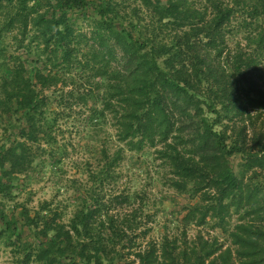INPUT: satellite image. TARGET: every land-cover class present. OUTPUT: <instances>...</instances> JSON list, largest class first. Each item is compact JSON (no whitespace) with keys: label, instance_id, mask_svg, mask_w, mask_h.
I'll return each instance as SVG.
<instances>
[{"label":"trees","instance_id":"16d2710c","mask_svg":"<svg viewBox=\"0 0 264 264\" xmlns=\"http://www.w3.org/2000/svg\"><path fill=\"white\" fill-rule=\"evenodd\" d=\"M137 1L148 16L136 6L119 18L107 0H0V83L22 139L0 154V188L55 153L46 91L88 106L95 131L110 124L118 143L86 158L91 185L68 220L53 200L34 214L24 207L17 234L13 213L0 208V218L14 235L37 236V264H264V0ZM90 10L99 19L84 32L75 17ZM151 149L169 187L195 200L159 238L143 193L101 192L126 150ZM206 225L222 235L188 238Z\"/></svg>","mask_w":264,"mask_h":264},{"label":"rangeland","instance_id":"374dc122","mask_svg":"<svg viewBox=\"0 0 264 264\" xmlns=\"http://www.w3.org/2000/svg\"><path fill=\"white\" fill-rule=\"evenodd\" d=\"M95 1L100 2L101 0ZM107 1L119 4L115 7V14L119 18L132 14V10L136 6L141 8L145 16L149 15V12L143 9L137 0ZM88 14V20L80 16L75 17L77 28L84 32L91 31L88 24L93 22L92 19H99V15L95 10L88 11ZM7 42H11L9 43L11 48L7 51L9 55L12 54L15 47L12 44L14 40L11 35ZM19 52H22V50ZM7 64L2 60L0 61V76ZM112 65L115 66V63H112ZM260 65L262 67L264 61ZM80 70L74 72L76 73L75 80L78 78L76 87H80L85 82V79L80 77ZM71 88L72 86H69L65 90ZM2 89L0 83V154L3 150L12 146H19L22 141L18 135V122L21 114H10L6 110V100ZM79 90L80 93L85 91V85L80 87ZM46 92L50 95L49 116L52 120H56L52 140V149L55 153L53 156L45 155L46 161L39 160V163L42 162L39 166H36L37 164L34 162L36 167L30 169L27 173L14 174L12 183L8 187L0 188V208L9 215L13 213L16 216V219L13 218L17 226L14 230L16 234L21 228V211L23 208H28L30 213L34 214L45 200H53L54 204H59L64 212V220H68L74 211L75 205L80 204L85 185H91V182L87 181L88 175L85 172L86 158L90 157L92 159V155L93 158L95 155H99L104 147H107L110 153L114 154L118 147V143L114 142L113 138V136L115 137V131L112 127L109 128L110 124L103 125L106 128L99 132L92 127L87 120L89 114H91L88 106L85 107L84 104L70 107L66 99L64 101L59 99V92H53V90ZM107 132L111 133L112 140H109L108 135H106ZM105 137L108 138V141L103 143L101 140ZM45 145L48 146L49 144ZM149 151L126 150L124 160L115 168L116 177L112 184L104 187L101 192L105 194L106 198L122 190H138L143 193L144 198H146L147 210L156 213L154 223L156 227L153 231V237L159 238L158 235L161 232L166 229L171 230L174 225L179 223L178 221L184 215L185 206L194 204L195 200H190L187 195H180L169 187L166 170L162 167L160 160H155L154 150ZM230 163L234 171L239 173L241 156L238 154L231 156ZM5 168H8V163ZM2 175L3 169L0 166V176ZM2 180L5 183L9 178L6 177ZM93 184L99 186L98 183ZM199 230H203L205 234L222 235L219 228L211 229L210 225H206L201 228L191 227L188 238H194ZM14 233L6 228L5 221L0 218V264H37L34 255V249L38 244L37 236H30L27 229L21 236L14 235ZM205 237L212 238L215 236ZM218 237L220 241L225 242V246L230 244L226 236ZM25 243H29V245L23 247ZM29 254H31V259L27 263L26 259Z\"/></svg>","mask_w":264,"mask_h":264}]
</instances>
